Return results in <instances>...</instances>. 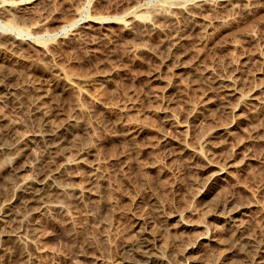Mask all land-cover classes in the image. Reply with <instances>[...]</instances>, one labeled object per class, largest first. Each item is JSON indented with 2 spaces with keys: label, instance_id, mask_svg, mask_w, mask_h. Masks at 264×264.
Returning a JSON list of instances; mask_svg holds the SVG:
<instances>
[{
  "label": "rangeland",
  "instance_id": "obj_1",
  "mask_svg": "<svg viewBox=\"0 0 264 264\" xmlns=\"http://www.w3.org/2000/svg\"><path fill=\"white\" fill-rule=\"evenodd\" d=\"M200 1L207 30L185 42L186 54L166 55L167 34L189 29ZM234 67L241 94L223 102L214 77ZM0 78L2 216L10 204L0 264H120L136 215L149 213L167 264L264 263V0H0ZM70 119L77 125L61 140L48 135ZM219 126L229 129L203 132ZM26 180L61 189L50 208L23 205ZM236 205L230 225L226 210ZM205 232L222 244L183 253ZM248 238L262 246L254 257Z\"/></svg>",
  "mask_w": 264,
  "mask_h": 264
},
{
  "label": "bare ground",
  "instance_id": "obj_2",
  "mask_svg": "<svg viewBox=\"0 0 264 264\" xmlns=\"http://www.w3.org/2000/svg\"><path fill=\"white\" fill-rule=\"evenodd\" d=\"M88 1V0H87ZM91 1V0H90ZM210 1V0H209ZM255 1V0H254ZM203 2V1H202ZM201 1H200V3H202ZM26 3V2H25ZM198 3V2H197ZM191 4V6H190V8H189V11H188V16H189V19H190V22H191V25L190 26H188L189 27V29H187V27H186V29H179L178 27V29H179V31H173L172 30V32H170V31H168V32H170L169 34H167V36H166V38L165 37H163V38H165V40L163 41V43L165 44L164 45V47L166 46V48L167 49H165V50H167V52H166V55H171V56H173V55H176V53H180V54H182V55H184V54H186V53H184L185 52V50H187V49H185V50H183L186 46H185V42L187 41V40H191L192 38H193V35H194V37L197 35V34H195L194 32H197L198 33V31H199V29L201 30V28H203V30L204 31H206L207 30V25H205V23L207 24V22H206V20L207 19H205V17L204 16H206V8L208 9V2L206 3H202V4ZM210 3V2H209ZM35 4V3H34ZM211 4V3H210ZM213 4H214V2H213ZM27 5V4H26ZM39 5V4H38ZM28 6V5H27ZM188 6V5H187ZM33 7V6H32ZM244 7V6H243ZM8 8V7H7ZM35 8V7H34ZM186 8V7H185ZM257 8V7H256ZM152 9V8H151ZM187 9V8H186ZM242 9V8H241ZM14 10V9H13ZM177 11V10H176ZM207 11H209V9L207 10ZM245 11V10H244ZM10 12V11H9ZM12 12V11H11ZM160 12V11H159ZM174 12V11H173ZM186 12V11H185ZM203 12H205V15H204V13ZM241 12V11H240ZM15 13V12H14ZM157 13V12H156ZM187 13V12H186ZM16 14H18V12L16 13ZM159 14V13H158ZM164 14V13H163ZM178 14V13H177ZM21 15V14H20ZM216 15V14H215ZM24 16V15H23ZM219 16V15H218ZM178 17V16H177ZM207 17V16H206ZM223 17V16H222ZM133 18V17H132ZM184 18H186V17H184ZM214 18V17H213ZM42 19V18H41ZM81 18H79V20H80ZM157 19V18H156ZM212 19V18H211ZM78 20V19H77ZM77 20H75V21H73L74 23L75 22H77ZM78 20V21H79ZM154 20V19H153ZM215 20V19H214ZM227 20V19H226ZM229 20V19H228ZM151 21V20H150ZM174 21V20H173ZM183 21V20H182ZM184 21H186V19L184 20ZM187 21H188V19H187ZM187 21H186V23H187ZM205 22L204 24H202L203 25V27H201V22ZM220 21V20H219ZM21 22V21H20ZM39 22V21H38ZM72 22V24H74ZM154 22L155 23H157L155 20H154ZM160 22V21H159ZM24 23V22H23ZM29 23V22H28ZM162 23H163V21H162ZM177 23V22H176ZM189 23V22H188ZM209 23H210V21H209ZM229 23V22H228ZM45 24V23H44ZM43 25V24H42ZM128 25V24H127ZM151 25H153L154 26V23L153 22H151L150 23V26ZM186 25V24H185ZM229 25V24H228ZM171 26V25H170ZM182 26H184V25H182ZM181 26V27H182ZM34 27V26H33ZM156 27V26H155ZM41 28H42V26H41ZM152 28V27H151ZM158 28V27H157ZM208 28H210V27H208ZM154 29V28H153ZM160 29V28H159ZM155 30V29H154ZM175 30H177L176 28H175ZM39 31V30H38ZM152 31V30H151ZM167 33V32H166ZM199 34H202V32L200 31V33ZM207 34V33H206ZM242 34V33H241ZM203 35H205V33H203ZM203 35L202 36H199L197 39H196V43H200L201 44V42L202 41H204V39H203ZM198 36V35H197ZM150 38V37H149ZM162 38V39H163ZM205 38V37H204ZM9 40V39H8ZM87 40V39H86ZM129 40H131V38H129ZM193 40V39H192ZM11 41V40H10ZM160 42V41H159ZM190 42V41H189ZM188 42V43H189ZM194 42V41H193ZM194 42V43H195ZM12 43H14V42H12ZM8 45V44H7ZM10 45V44H9ZM12 45V44H11ZM191 45V44H190ZM192 45H193V43H192ZM195 45V44H194ZM17 46V45H16ZM185 46V47H184ZM184 47V48H183ZM188 47V46H187ZM188 48H190V47H188ZM192 48V47H191ZM159 50V49H158ZM45 52V51H44ZM50 52V51H49ZM188 52V51H187ZM196 53V52H195ZM197 55V54H196ZM51 58V57H50ZM49 58V59H50ZM16 60V59H15ZM5 61V60H4ZM47 64V63H46ZM2 66V65H1ZM5 67V66H4ZM8 67V66H7ZM47 67V66H46ZM15 68V67H14ZM22 68V67H21ZM233 68V67H232ZM238 68H239V66H238ZM22 70V69H21ZM238 70H237V68H235L234 67V69H232V72H230L229 74L230 75H228V76H226L225 75V77H221V76H224V75H220V76H215L214 78V82L217 84V87L216 88H218L217 90L219 91L218 93H220L219 95V98H220V100L221 101H223V102H228L229 100H231L233 97H235V98H237V96L239 95V94H241L240 93V87L241 86H239L240 85V81H241V75H239L238 74V72H237ZM245 71V70H244ZM5 72V71H4ZM54 72V71H53ZM204 72H205V70H204ZM207 72V71H206ZM11 73V72H10ZM15 73V72H14ZM23 73V72H22ZM27 73V72H26ZM220 74H222V73H220ZM245 74V73H244ZM247 74V73H246ZM214 75V74H213ZM218 75H219V73H218ZM27 76V75H26ZM36 76V75H35ZM40 76V75H39ZM49 76V75H48ZM247 76V75H246ZM245 76V77H246ZM73 77V76H72ZM102 78L103 77H105V76H101ZM3 78V77H2ZM101 78V79H102ZM1 79V78H0ZM8 79V78H7ZM244 79V78H243ZM16 80V79H15ZM54 80V79H53ZM57 80V79H56ZM76 80V79H75ZM105 80V79H104ZM248 80V79H247ZM101 81V80H100ZM243 81V80H242ZM246 81V80H245ZM42 82V81H41ZM68 82V81H67ZM99 82V81H98ZM167 82V81H166ZM212 82V81H211ZM65 83V82H64ZM245 83V82H244ZM16 84V83H15ZM69 84V83H68ZM102 84V83H101ZM216 84H215V86H216ZM11 85V84H10ZM93 85V84H92ZM166 85V84H165ZM2 86V85H1ZM59 86H60V84H59ZM67 86H69V85H67ZM98 86V85H97ZM214 86V85H213ZM214 86V87H215ZM21 88V87H20ZM48 88V87H47ZM55 88V87H54ZM5 89V88H4ZM18 89V88H17ZM215 89V88H214ZM242 89V88H241ZM30 90V89H29ZM71 90V89H70ZM75 90V89H74ZM12 91V90H11ZM67 93H68V91H66ZM58 93V92H57ZM61 93V92H60ZM43 94V93H42ZM52 94V93H51ZM253 94V93H252ZM46 95V94H45ZM55 95V94H54ZM19 96V95H18ZM37 96V95H36ZM58 96H60V95H58ZM216 96V95H215ZM218 96V95H217ZM251 96H254V95H251ZM31 97V96H30ZM29 97V98H30ZM245 98V97H244ZM49 99V98H48ZM53 99V98H52ZM74 99V98H73ZM253 99V98H252ZM60 100H62V99H60ZM218 100V99H217ZM5 101V100H4ZM12 101V100H11ZM39 102V101H38ZM260 104V103H259ZM261 105V104H260ZM262 105H263V102H262ZM78 106V105H77ZM39 107H40V105H39ZM129 107V106H128ZM150 107V106H149ZM206 107V106H205ZM263 107V106H262ZM27 108V107H26ZM38 108V107H37ZM28 109V108H27ZM119 109V111L120 112H122V113H125V112H127L128 111V109L126 108V106H122V107H120V108H118ZM200 109V108H199ZM164 110V109H163ZM48 111V110H47ZM3 112V111H2ZM41 112V111H40ZM43 112V111H42ZM165 111H163V113H164ZM189 112H191V110L189 111ZM156 114V113H155ZM167 114H169V113H167ZM167 114H163V119H164V117H169ZM3 115V114H2ZM42 115V114H41ZM44 115V114H43ZM42 115V116H43ZM158 115V114H157ZM10 116V115H9ZM45 116V115H44ZM71 117V116H70ZM86 117V116H85ZM166 117V118H167ZM38 118V117H37ZM49 118V117H48ZM160 118V117H159ZM41 119V118H40ZM45 119V118H44ZM38 120V119H37ZM48 120V119H47ZM166 120V122L167 123H171V118L169 119V118H167V119H165ZM12 121V120H11ZM26 121V120H25ZM36 121V120H35ZM44 121H46V120H44ZM43 121V122H44ZM42 122V123H43ZM50 122V121H49ZM47 123H48V121H47ZM52 123V122H51ZM79 123V122H78ZM57 124V123H56ZM61 124V123H60ZM172 124V123H171ZM174 124V123H173ZM44 125V124H43ZM51 125V124H50ZM77 125V121L75 120V119H70V120H68V122L67 123H65V124H62V125H60V126H56V127H53V128H51V131L49 132V136H51V138L53 137L54 138V140L57 138V139H59V140H61L62 139V136H63V134L64 133H66L65 131H69L70 132V130L71 129H73V127L75 128V126ZM82 126V125H81ZM126 126V125H125ZM172 126V125H171ZM44 127V126H43ZM78 127V126H77ZM140 127V126H139ZM138 127V128H139ZM173 127V126H172ZM2 128V127H1ZM79 128H80V126H79ZM138 128H132V129H130V131H129V133L130 134H136V133H139L140 132V129H138ZM78 129V128H77ZM126 129H127V127H126ZM204 129V128H203ZM228 129H229V127H224V126H219V127H216V128H206V130L205 131H203L205 134H207V135H209V136H213L214 134H217V133H225V132H227L228 131ZM15 130H16V128H15ZM44 130V129H43ZM76 130V129H75ZM5 131V130H4ZM12 131V130H11ZM48 131H49V129H48ZM73 131V130H72ZM16 132V131H15ZM36 132V131H35ZM128 132V131H127ZM3 134V133H2ZM1 134V135H2ZM17 134V133H16ZM19 134V133H18ZM77 135V134H76ZM128 135V134H127ZM41 136V135H40ZM48 136V137H49ZM5 138H6V136H5ZM9 138V137H8ZM70 138V137H69ZM87 138V137H86ZM85 138V139H86ZM137 138V137H136ZM211 138V137H210ZM15 139H18V138H15ZM49 139V138H48ZM66 139V138H65ZM8 140V139H7ZM69 140V139H68ZM74 140H76V139H74ZM211 140V139H210ZM5 141V140H4ZM3 141V142H4ZM8 141H10V140H8ZM26 141V140H25ZM52 141V140H51ZM56 141V140H55ZM79 141V140H78ZM93 141V140H92ZM168 144H170V141L169 140H165ZM48 142V141H47ZM59 142H61V141H59ZM165 142V143H166ZM10 143V142H9ZM24 143V142H23ZM49 143H51V142H49ZM54 143V142H53ZM80 143V142H79ZM164 143V142H163ZM166 143V144H167ZM19 144V143H18ZM56 144V143H55ZM61 144V143H60ZM165 144V145H166ZM5 145H6V143H5ZM16 145V144H15ZM69 145V144H68ZM75 145H76V143H75ZM80 145V144H79ZM172 145V144H171ZM177 145V144H176ZM62 145H60V147H61ZM78 146V145H77ZM170 147V146H169ZM69 148V147H68ZM88 148V147H87ZM171 149V148H170ZM57 150V149H56ZM55 150V151H56ZM53 151V150H52ZM88 151V150H87ZM90 151V150H89ZM172 152H173V150H172ZM55 153V152H54ZM19 155V154H18ZM15 157V156H14ZM51 157V156H50ZM17 158L18 157H15V159H12V161H14V162H16V160H17ZM48 158V157H47ZM49 159V158H48ZM53 159V158H52ZM53 160H55V158L53 159ZM55 162V161H54ZM12 163V162H11ZM58 163V162H57ZM214 163H216L215 161H214ZM51 164V163H50ZM64 164V163H63ZM66 164V163H65ZM101 164H102V162H101ZM2 165H4V163L2 164ZM53 165V164H52ZM55 165V164H54ZM60 165V164H59ZM67 166H68V163L66 164ZM65 165V166H66ZM103 165V164H102ZM57 166H58V164H57ZM65 166H61V167H65ZM100 166V165H99ZM98 165H97V167H99ZM118 166V165H117ZM212 166H220V164H212ZM15 167V166H14ZM69 167V166H68ZM50 168H52V167H50ZM55 169H56V167H54ZM63 169V168H62ZM61 169V170H62ZM220 169V171H214V172H216V175L218 174V175H220L221 173H222V171H221V169H222V167L220 168V167H218V169L217 170H219ZM225 169V168H224ZM46 170H48V169H46ZM54 170V169H53ZM64 170V169H63ZM62 170V171H63ZM49 171H51V170H49ZM49 171H46V172H49ZM45 171H44V173H46ZM144 172V171H143ZM57 173V172H56ZM61 173V172H60ZM52 174V173H51ZM59 174V173H58ZM61 174H64V173H61ZM2 175V174H1ZM39 175V174H38ZM42 175H43V173H42ZM41 175V173H40V177L42 176ZM54 175V174H53ZM95 175V174H94ZM93 175V176H94ZM97 175V174H96ZM55 176H56V174H55ZM55 176H53V177H55ZM62 176V175H61ZM64 176V175H63ZM40 177H38V178H40ZM219 177V176H218ZM7 178V177H6ZM12 178V177H11ZM44 178V177H43ZM58 178V177H57ZM56 178V179H57ZM61 177H59V179H60ZM24 179H25V177H24ZM31 179V178H30ZM48 179H49V177H48ZM55 179V178H54ZM62 179V178H61ZM3 180V179H2ZM32 180V179H31ZM50 180V179H49ZM48 180V181H49ZM39 181H40V179H39ZM47 181V180H46ZM47 181V182H48ZM56 181V180H55ZM44 182V181H43ZM57 182V181H56ZM69 183V182H68ZM8 185V184H7ZM9 186V185H8ZM14 186V185H13ZM21 194L20 193H18V195L20 194L21 196H22V199H23V205L25 206V207H29V206H31L34 202H40V201H43V206L42 207H48L49 205L47 204V202H49V201H53L52 199L53 198H51L52 196H54L55 194H54V192L56 193L57 191L59 192V189L60 188H58V186H56L55 184H53V182L50 184V182L48 183V184H43L42 182L41 183H34V182H31L30 180H26L25 182H24V184L21 186ZM68 189V188H67ZM72 189L73 188H71V191H72ZM61 190V189H60ZM77 190V189H76ZM4 191V190H3ZM19 191V190H18ZM17 191V192H18ZM74 191H75V188H74ZM73 191V192H74ZM63 192H65V191H62V193ZM79 192V191H78ZM64 194V193H63ZM65 194H66V192H65ZM72 194V193H71ZM75 194V193H74ZM60 195H61V193H60ZM79 195V194H78ZM66 196V195H65ZM153 196V195H152ZM19 196H16V199L18 198ZM56 197H58V196H56ZM55 197V198H56ZM162 197V196H161ZM20 198V197H19ZM54 198V199H55ZM21 199V200H22ZM51 199V200H50ZM58 199H61V198H58ZM17 200H19V199H17ZM57 200V199H56ZM55 201V200H54ZM62 201V200H61ZM3 202V201H2ZM11 202V201H10ZM22 202H21V204H22ZM154 203V202H153ZM155 203H157V202H155ZM18 204V203H17ZM34 204H37V203H34ZM52 205V204H51ZM158 205V204H157ZM14 206V205H13ZM59 206V205H58ZM153 206V205H152ZM52 207H53V205H52ZM12 208H14V207H12ZM31 208V207H30ZM39 208V207H38ZM49 208H50V206H49ZM152 208V207H151ZM230 209H228V210H226L227 211V223H231V222H236L237 221V218L235 217L236 216V214L237 213H239L240 211H241V208L242 207H240V206H233V207H229ZM3 209L5 210L4 212H5V214H3V216H2V213L0 214L1 216H2V218H0V222H1V220L3 221V219L4 220H8V219H5V218H7V214L6 213H8L10 210V204L8 203V204H6V205H4L3 206ZM17 209V208H16ZM29 209V208H28ZM112 209V208H111ZM154 209V208H153ZM13 210V209H12ZM108 212V211H107ZM243 212V211H242ZM25 213V212H24ZM142 213V212H141ZM153 213V212H152ZM9 214L10 213H8V216H9ZM139 214V213H138ZM144 214V213H143ZM150 214V213H149ZM136 215V217H135V224H136V228H134L133 229V231H134V238H132L131 240H129V241H126L124 244L122 243V248L120 249V256H119V263L120 264H167V260L165 259V257H164V254H163V252L165 251V247H163V246H159V244H158V242H157V245L155 246V241H157V239L158 238H156L155 237V235H154V231L152 230V223H153V221H154V216H150V215ZM154 214H156V213H154ZM153 214V215H154ZM164 214V213H163ZM226 214V213H225ZM19 216V215H18ZM29 216V215H28ZM175 215H173V214H170V215H161V217H162V220H160L159 222L161 223V227H163V226H167L166 224H167V222H170V219L172 218V217H174ZM157 217V216H156ZM14 218V217H13ZM159 219V218H158ZM161 219V218H160ZM16 220H17V218H16ZM156 220V219H155ZM169 220V221H168ZM19 221V220H18ZM26 221V220H25ZM244 221V220H243ZM10 222V221H9ZM12 222V221H11ZM155 222V221H154ZM189 222V221H188ZM4 223H7V222H4ZM24 223V222H23ZM141 223H143V225H144V227L142 228V229H138L137 228V226L139 225V224H141ZM229 223V224H230ZM3 224V223H2ZM30 224V223H29ZM29 224H27V225H29ZM237 224V223H236ZM7 225V224H6ZM231 225V224H230ZM241 225V224H240ZM4 226V225H3ZM13 226V225H12ZM20 226V225H19ZM33 226V225H32ZM173 226V225H172ZM192 226V225H191ZM235 226V225H234ZM239 226V225H238ZM2 227V226H1ZM31 227V226H30ZM36 228H37V226H35ZM139 227H141V226H139ZM176 227V226H175ZM245 227V226H244ZM17 228V227H16ZM33 228H34V226H33ZM164 228V227H163ZM228 228V227H227ZM227 228H226V230H227ZM232 228V227H231ZM243 227H238V229H236L234 232H235V239H236V237L238 238V237H240L242 234H243V229H242ZM30 229V228H29ZM35 229V228H34ZM165 229V228H164ZM163 229V230H164ZM174 229V228H173ZM221 229V228H220ZM234 229V228H233ZM9 230V229H8ZM33 230V229H32ZM6 231H7V229H6ZM35 231V230H34ZM177 231V230H176ZM207 231V230H206ZM222 231V230H221ZM225 231V230H224ZM228 231V230H227ZM1 232H3V231H1ZM22 232V231H21ZM39 232V231H38ZM168 232V231H167ZM187 232V231H186ZM185 232V233H186ZM226 232V231H225ZM245 232V231H244ZM156 233V232H155ZM180 233V232H179ZM178 233V234H179ZM224 233V232H223ZM232 233V232H231ZM249 233V232H248ZM171 234V233H170ZM176 234V233H175ZM37 235H39V234H37ZM36 235V236H37ZM181 235H182V233H181ZM221 235V234H220ZM220 235H212V236H209V233L208 232H205V233H201V234H198V235H196L195 237H193V239H191L192 241L190 242V243H188L189 241V239L187 240L188 242H186L187 244H188V246H187V244H185L187 247L184 249V251H183V253H186V252H188V251H190V250H192V249H194L195 247L196 248H204L205 246H207V249H210V248H212V247H214V244H216V243H218V244H222V240L220 239ZM14 236V235H13ZM33 236H34V234H33ZM254 236V235H253ZM10 237V236H9ZM16 237V236H15ZM185 237V236H184ZM7 238V237H6ZM17 238V237H16ZM191 238V237H190ZM231 238V237H230ZM13 239V238H12ZM234 239V238H233ZM260 239V238H259ZM8 240V239H7ZM14 240V239H13ZM224 240V239H223ZM260 241V240H259ZM27 242V241H26ZM26 242H20V243H22V244H20L19 246H21V248H23L27 243ZM224 242V241H223ZM19 243V242H18ZM26 243V244H25ZM120 243V242H119ZM225 243V242H224ZM13 244V243H12ZM29 244V243H28ZM182 244V243H181ZM11 245V244H10ZM179 246H180V244H179ZM204 246V247H203ZM245 246H247V247H249V252L251 251L252 252V250L254 251V252H252V254L254 253V255L252 256V257H254V256H256V255H258V253H260L261 251H262V246H260V245H254V243H253V239H251V238H248L247 239V241H245ZM16 247V246H15ZM29 247H30V245H29ZM29 247H27V249L29 248ZM120 247V246H119ZM185 247V246H184ZM19 248V247H18ZM206 248V247H205ZM12 249V248H11ZM15 249V248H14ZM25 249V248H24ZM23 249V250H24ZM264 249V248H263ZM13 250V249H12ZM25 251V250H24ZM246 252V251H245ZM248 252V253H249ZM179 253V252H178ZM182 253V252H181ZM182 253V254H183ZM247 253V252H246ZM245 253V254H246ZM4 254V253H3ZM10 254V253H9ZM180 254V253H179ZM190 254V253H189ZM207 254V253H206ZM244 254V253H243ZM244 254V255H245ZM28 255V254H27ZM213 255V254H212ZM242 256V255H241ZM9 257H10V255H9ZM27 257V256H26ZM219 257V256H218ZM244 258V257H243ZM246 258V257H245ZM257 258V257H256ZM260 258V257H259ZM259 258H257V259H259ZM6 259H8V257L6 258ZM14 259H15V257H14ZM25 259V258H24ZM191 259V258H190ZM211 259V258H210ZM4 260V259H3ZM22 260V259H21ZM31 260V259H30ZM255 260V259H254ZM261 260V259H260ZM23 261V260H22ZM26 261V260H25ZM12 262H13V260H12ZM17 262H19L20 263V261H18L17 260ZM200 262V261H199ZM208 262V261H207ZM215 263H213V264H218V263H216V261H214ZM23 263V262H22ZM27 263V262H26ZM25 263V264H26ZM255 263H259V261H257V262H255ZM5 264H7V263H5ZM207 264V263H206ZM264 264V263H263Z\"/></svg>",
  "mask_w": 264,
  "mask_h": 264
},
{
  "label": "water",
  "instance_id": "obj_3",
  "mask_svg": "<svg viewBox=\"0 0 264 264\" xmlns=\"http://www.w3.org/2000/svg\"><path fill=\"white\" fill-rule=\"evenodd\" d=\"M68 29V28H67ZM66 30V29H65ZM62 31H64V30H61L60 32H62Z\"/></svg>",
  "mask_w": 264,
  "mask_h": 264
}]
</instances>
